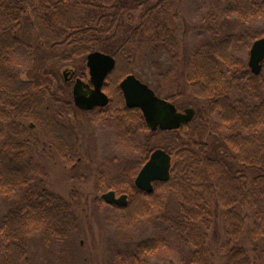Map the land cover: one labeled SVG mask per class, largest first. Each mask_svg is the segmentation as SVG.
Returning a JSON list of instances; mask_svg holds the SVG:
<instances>
[{
    "label": "trees",
    "instance_id": "16d2710c",
    "mask_svg": "<svg viewBox=\"0 0 264 264\" xmlns=\"http://www.w3.org/2000/svg\"><path fill=\"white\" fill-rule=\"evenodd\" d=\"M171 2L0 0V196L10 204L0 217V264H23L32 235L48 247H61L80 225L75 193L67 199L48 186L42 159L78 161L77 132L65 120L76 106L69 99L63 109L54 110V103L62 101L53 90L54 74L21 78L18 66L34 61L24 21L35 30L38 43L53 50L63 46V60L82 61L81 75L92 51L116 58L104 85L109 104L87 111L91 121L107 129L114 149L102 162L101 177L106 188L128 196L123 223L133 226L155 216L161 225L153 235L117 251L113 264H149L146 258L161 252H176L181 264H217L207 255L210 230L220 225V264H259L256 251L264 241V76L251 71L242 52L264 37V24L251 23L264 19V0H227L223 13L243 26L226 33L214 22L209 39L190 53L187 89L200 103L194 119L179 129L151 131L142 110L126 106L119 85L133 73L135 55L147 45L170 52L174 63L167 72H176L181 45L166 22ZM181 93L165 98L175 103ZM159 132L165 135L163 145H153ZM157 148L171 154V175L146 193L135 185L136 171ZM169 196L177 200L179 216L165 211Z\"/></svg>",
    "mask_w": 264,
    "mask_h": 264
},
{
    "label": "rangeland",
    "instance_id": "374dc122",
    "mask_svg": "<svg viewBox=\"0 0 264 264\" xmlns=\"http://www.w3.org/2000/svg\"><path fill=\"white\" fill-rule=\"evenodd\" d=\"M171 1L172 8L166 14V22L175 30L181 45L180 62L174 69L176 72L173 74L167 72L174 63L170 52L163 47L154 49L147 45L136 53L132 63L133 73L130 74L136 75L162 98L181 90L182 93L177 95L174 101L180 110L187 107L198 108L200 103L190 94L185 78L190 53L197 43L209 39L208 28L214 22H217L226 33L238 31L243 26V22L235 16H227L223 13L227 0ZM251 23L259 26L264 24V19L257 18ZM23 27L33 44L34 61L28 67L18 66L21 78L29 79L41 75L47 79L49 75L54 74L56 85L53 86V90L56 91L58 98L62 99L61 102L54 103L56 105L54 110L63 109V101L73 99V85L77 77L86 82L90 80L88 68L86 67L85 76L82 77V61L63 60V46H58L56 50L48 49L37 42L36 32L29 23L24 21ZM250 48L251 46L242 52L247 60H249ZM65 72H68L67 77H72L70 83L66 80ZM262 74L264 76V66ZM59 87L62 90H56ZM74 111V115L65 120L73 124L77 132L80 148L78 161L67 162L57 156L42 159L48 171V186L67 199L72 192L75 193L79 229L72 240L61 247L57 245L48 247L41 241L39 235H32L29 240V257L23 264H113L117 251L127 249L133 242L153 235L155 228H158L156 225L159 223L155 216L128 226L122 222L126 210L104 201L102 195L109 189L103 183L101 176L104 173L100 171V167L106 157L114 154V149L107 129L103 128L101 123L91 121V114L86 110L76 107ZM31 127H34V124H31ZM164 136L163 132H159L152 137L153 145H163ZM138 172L139 169L136 173ZM9 205L7 200L0 196V217ZM179 210L177 200L169 196L165 211L172 216H179ZM214 233L218 236L215 237ZM223 234L222 225L210 230V235L213 237L209 239L207 257L217 264L223 261L218 243L219 239L223 240ZM256 254L259 257V264H264V241L258 243ZM146 261L149 264H181L176 252H161L147 257Z\"/></svg>",
    "mask_w": 264,
    "mask_h": 264
},
{
    "label": "water",
    "instance_id": "95a60500",
    "mask_svg": "<svg viewBox=\"0 0 264 264\" xmlns=\"http://www.w3.org/2000/svg\"><path fill=\"white\" fill-rule=\"evenodd\" d=\"M86 64L91 77V84L82 79H76L73 85V100L75 105L83 110L105 107L110 102L109 95L104 91V85L109 74L115 69L116 58L103 51H92L87 55ZM249 67L259 75L264 64V37L256 39L249 51ZM66 78L68 72L64 73ZM68 79V78H67ZM126 106L140 108L151 131L175 130L193 120L196 110L187 107L179 111L174 103L159 97L146 83L134 74H128L120 82ZM172 156L163 148L155 149L146 163L139 170L135 185L146 193L154 191V182L168 181L171 175ZM102 198L109 204L125 207L128 196H117L114 190L103 193Z\"/></svg>",
    "mask_w": 264,
    "mask_h": 264
},
{
    "label": "flooded vegetation",
    "instance_id": "af4514ba",
    "mask_svg": "<svg viewBox=\"0 0 264 264\" xmlns=\"http://www.w3.org/2000/svg\"><path fill=\"white\" fill-rule=\"evenodd\" d=\"M89 72V71H88ZM85 75H83L82 77H84ZM89 76H90V74H89ZM68 78V79H67ZM66 78V80L68 81V82H70V81H72V77H67ZM108 78V77H107ZM77 79H79V77H77ZM80 79H82V78H80ZM83 80V79H82ZM84 81V80H83ZM107 81V80H106ZM86 82V81H85ZM86 83H88V84H90V85H92L91 84V77H90V80L88 81V82H86ZM96 108H103V107H96ZM95 109V108H94ZM94 109H92V110H94ZM86 111H91V110H86Z\"/></svg>",
    "mask_w": 264,
    "mask_h": 264
}]
</instances>
